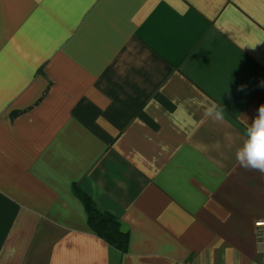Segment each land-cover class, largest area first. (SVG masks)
I'll list each match as a JSON object with an SVG mask.
<instances>
[{"label": "crops", "instance_id": "0c3cea01", "mask_svg": "<svg viewBox=\"0 0 264 264\" xmlns=\"http://www.w3.org/2000/svg\"><path fill=\"white\" fill-rule=\"evenodd\" d=\"M260 105L264 0H0V264H264Z\"/></svg>", "mask_w": 264, "mask_h": 264}, {"label": "clouds", "instance_id": "9594fccd", "mask_svg": "<svg viewBox=\"0 0 264 264\" xmlns=\"http://www.w3.org/2000/svg\"><path fill=\"white\" fill-rule=\"evenodd\" d=\"M204 115L221 120L223 109L213 102L206 107ZM235 158L240 166L264 173V105L259 106L258 114L245 130V140L236 150Z\"/></svg>", "mask_w": 264, "mask_h": 264}, {"label": "trees", "instance_id": "16d2710c", "mask_svg": "<svg viewBox=\"0 0 264 264\" xmlns=\"http://www.w3.org/2000/svg\"><path fill=\"white\" fill-rule=\"evenodd\" d=\"M84 205L88 225L100 238L118 249L126 252L128 232L122 228L121 222L111 213L101 210L86 194H79Z\"/></svg>", "mask_w": 264, "mask_h": 264}, {"label": "built area", "instance_id": "2783aa9c", "mask_svg": "<svg viewBox=\"0 0 264 264\" xmlns=\"http://www.w3.org/2000/svg\"><path fill=\"white\" fill-rule=\"evenodd\" d=\"M254 230L256 233V237L264 247V218L254 221ZM179 264H195V263L184 260V261H180ZM210 264H217V263H210Z\"/></svg>", "mask_w": 264, "mask_h": 264}]
</instances>
